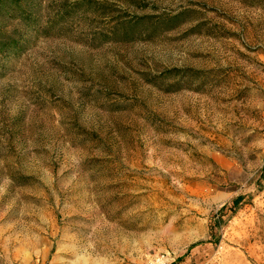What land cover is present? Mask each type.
Masks as SVG:
<instances>
[{
	"label": "rangeland",
	"instance_id": "374dc122",
	"mask_svg": "<svg viewBox=\"0 0 264 264\" xmlns=\"http://www.w3.org/2000/svg\"><path fill=\"white\" fill-rule=\"evenodd\" d=\"M19 1L0 264H264V0Z\"/></svg>",
	"mask_w": 264,
	"mask_h": 264
},
{
	"label": "trees",
	"instance_id": "16d2710c",
	"mask_svg": "<svg viewBox=\"0 0 264 264\" xmlns=\"http://www.w3.org/2000/svg\"><path fill=\"white\" fill-rule=\"evenodd\" d=\"M14 6H16L18 10L22 8V4L19 0H0V11L11 10ZM2 47H7V45L3 44Z\"/></svg>",
	"mask_w": 264,
	"mask_h": 264
}]
</instances>
